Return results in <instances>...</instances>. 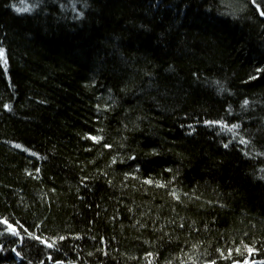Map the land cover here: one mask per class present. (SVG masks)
Returning <instances> with one entry per match:
<instances>
[{
  "label": "trees",
  "instance_id": "trees-1",
  "mask_svg": "<svg viewBox=\"0 0 264 264\" xmlns=\"http://www.w3.org/2000/svg\"><path fill=\"white\" fill-rule=\"evenodd\" d=\"M238 3L0 0V264H264V0Z\"/></svg>",
  "mask_w": 264,
  "mask_h": 264
},
{
  "label": "snow or ice",
  "instance_id": "snow-or-ice-1",
  "mask_svg": "<svg viewBox=\"0 0 264 264\" xmlns=\"http://www.w3.org/2000/svg\"><path fill=\"white\" fill-rule=\"evenodd\" d=\"M253 3H256V0H253ZM15 7V6H14ZM256 7H257V9H260V15L261 16H264V9H261V6L259 5V4H256ZM30 10V7L29 8H19V7H16L15 8V11H17L18 13H20V12H26V11H29ZM0 58H3V50H0ZM4 59V63L6 64L7 63V60H6V58H3ZM5 107H8L7 105H5ZM208 123H217V122H208ZM223 127H228V125H226V124H224V125H222ZM233 128H235V127H238V125H233L232 126ZM93 139H96V138H93ZM243 142V141H242ZM17 147H20L19 145H17ZM224 147L225 148H227L228 147V145L227 144H225L224 145ZM148 183H151V181H147ZM5 223H7L6 221H5ZM8 228L12 231V233L14 234V235H18V233L16 232V230L14 229V228H12V226L9 224L8 225ZM37 239H38V237H37ZM52 245L51 244H48V247H51Z\"/></svg>",
  "mask_w": 264,
  "mask_h": 264
},
{
  "label": "rangeland",
  "instance_id": "rangeland-1",
  "mask_svg": "<svg viewBox=\"0 0 264 264\" xmlns=\"http://www.w3.org/2000/svg\"><path fill=\"white\" fill-rule=\"evenodd\" d=\"M222 2V5L224 6L222 8L223 12L226 15L233 16L234 10L238 9L237 6H239V3L237 4V1H243L245 2L246 0H220Z\"/></svg>",
  "mask_w": 264,
  "mask_h": 264
}]
</instances>
